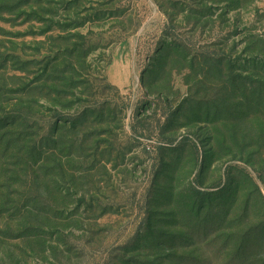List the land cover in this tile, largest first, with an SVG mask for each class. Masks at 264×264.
I'll use <instances>...</instances> for the list:
<instances>
[{"label": "rangeland", "instance_id": "obj_1", "mask_svg": "<svg viewBox=\"0 0 264 264\" xmlns=\"http://www.w3.org/2000/svg\"><path fill=\"white\" fill-rule=\"evenodd\" d=\"M0 264H264V0H0Z\"/></svg>", "mask_w": 264, "mask_h": 264}]
</instances>
